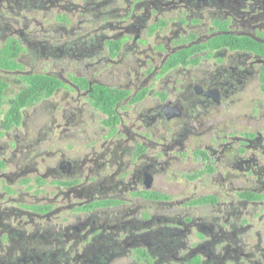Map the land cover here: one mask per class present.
Listing matches in <instances>:
<instances>
[{
    "label": "flooded vegetation",
    "instance_id": "flooded-vegetation-1",
    "mask_svg": "<svg viewBox=\"0 0 264 264\" xmlns=\"http://www.w3.org/2000/svg\"><path fill=\"white\" fill-rule=\"evenodd\" d=\"M0 79V264H264V0H0Z\"/></svg>",
    "mask_w": 264,
    "mask_h": 264
},
{
    "label": "trees",
    "instance_id": "trees-1",
    "mask_svg": "<svg viewBox=\"0 0 264 264\" xmlns=\"http://www.w3.org/2000/svg\"><path fill=\"white\" fill-rule=\"evenodd\" d=\"M21 50H22V48L20 46H18L17 42H15V41L11 42L9 47L6 48L3 52V55L8 56V59H6L5 62H7V64L15 65L13 58L18 56V54L20 53ZM30 82L34 86H38V87L40 86V88L48 91L50 94L52 93L53 88H54V84H55V80L48 78V77H44V76L33 77L32 79H30ZM4 87H5V85L3 84L2 80L0 79V107H1V103H2L1 96L3 94ZM34 94H35V90H33V89H29V90L22 92L17 98V101H18L17 105L14 106L12 109H10V111L7 115V119L11 122L12 121H16V122L19 121L21 119V109H23L26 106L27 101Z\"/></svg>",
    "mask_w": 264,
    "mask_h": 264
},
{
    "label": "rangeland",
    "instance_id": "rangeland-1",
    "mask_svg": "<svg viewBox=\"0 0 264 264\" xmlns=\"http://www.w3.org/2000/svg\"><path fill=\"white\" fill-rule=\"evenodd\" d=\"M78 2L79 1H73V3H75V4ZM19 12L22 13L23 11L20 10ZM45 13L46 12L44 10L40 11L37 19L39 21H42L44 24V27L47 28V27L53 25L55 21L51 17H44V15H46ZM53 13H54V11H53ZM83 26L90 29V23H85ZM40 38L44 41H48V43L50 44L49 47L56 46L58 44L63 45V46H70L71 45L72 47H76L79 45V43H81L80 41H75L77 36H73L71 39H64V38L59 39L57 37H51V36H48V37L44 36V37H40ZM62 63L64 64L65 62H62ZM11 169L12 168H9V170H11Z\"/></svg>",
    "mask_w": 264,
    "mask_h": 264
}]
</instances>
